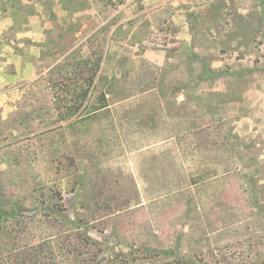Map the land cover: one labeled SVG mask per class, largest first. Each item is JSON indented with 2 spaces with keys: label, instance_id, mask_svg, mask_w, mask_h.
I'll return each instance as SVG.
<instances>
[{
  "label": "rangeland",
  "instance_id": "1",
  "mask_svg": "<svg viewBox=\"0 0 264 264\" xmlns=\"http://www.w3.org/2000/svg\"><path fill=\"white\" fill-rule=\"evenodd\" d=\"M9 4L0 264H264V0ZM82 60L108 106L63 118Z\"/></svg>",
  "mask_w": 264,
  "mask_h": 264
},
{
  "label": "trees",
  "instance_id": "2",
  "mask_svg": "<svg viewBox=\"0 0 264 264\" xmlns=\"http://www.w3.org/2000/svg\"><path fill=\"white\" fill-rule=\"evenodd\" d=\"M89 65L87 60H82L76 62L70 66L68 69L70 71L65 73L64 76L55 85L57 91V96L55 98V110L62 115L64 118L72 117L78 113L82 108V113H87L86 115H96L97 113L105 110L108 106V99L105 92H100L94 102H87L91 95V90L94 86V79L96 75L95 66L89 69V74L82 77L80 74L85 73V68ZM81 114H77L80 116ZM61 118V119H63ZM3 213H6L3 211ZM3 215V214H0ZM24 264L27 263L23 262ZM22 263V264H23Z\"/></svg>",
  "mask_w": 264,
  "mask_h": 264
},
{
  "label": "crops",
  "instance_id": "3",
  "mask_svg": "<svg viewBox=\"0 0 264 264\" xmlns=\"http://www.w3.org/2000/svg\"><path fill=\"white\" fill-rule=\"evenodd\" d=\"M2 2L5 4L6 3V7L3 6V7H0V16L2 18L0 19H3L1 22L3 23V27L1 28L0 30V35H7V34H16L15 30L16 29H12V27H10L9 23V12L11 11L12 13L17 9V6L14 4L13 6H11L9 3L11 2V0H2ZM6 23L8 25H6ZM1 55V53H0ZM1 57H3L4 59H7V55L5 53H2ZM1 58V59H3ZM12 65V67H14V64H10Z\"/></svg>",
  "mask_w": 264,
  "mask_h": 264
}]
</instances>
